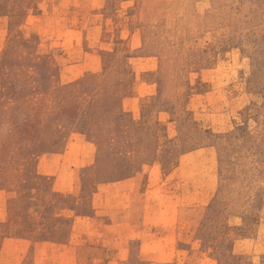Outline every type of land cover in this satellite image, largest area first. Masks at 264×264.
I'll use <instances>...</instances> for the list:
<instances>
[{"label": "rangeland", "instance_id": "1", "mask_svg": "<svg viewBox=\"0 0 264 264\" xmlns=\"http://www.w3.org/2000/svg\"><path fill=\"white\" fill-rule=\"evenodd\" d=\"M0 264H264V0H0Z\"/></svg>", "mask_w": 264, "mask_h": 264}]
</instances>
